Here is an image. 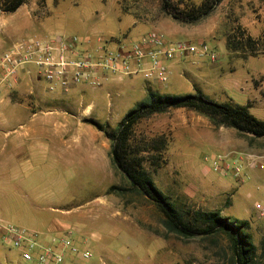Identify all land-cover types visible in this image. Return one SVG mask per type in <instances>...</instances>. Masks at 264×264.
Here are the masks:
<instances>
[{
    "label": "rangeland",
    "instance_id": "rangeland-1",
    "mask_svg": "<svg viewBox=\"0 0 264 264\" xmlns=\"http://www.w3.org/2000/svg\"><path fill=\"white\" fill-rule=\"evenodd\" d=\"M172 2L184 9L201 0ZM151 29L169 34L173 40L205 42L217 60L186 57L175 74L171 75L170 69L171 78L164 84L146 83L145 90L177 95L199 91L213 101L246 105L252 115L264 120V74H260L264 72V0H222L211 14L194 23L174 21L161 10L160 0H26L13 13L0 12V54L14 42L30 37H75L81 48L93 49L99 38L124 41ZM247 37L254 42L249 49L244 45L239 50L228 47L229 39L245 43ZM85 85V93L56 103L61 108L71 106L66 114L78 116L91 126L90 158L87 144L81 149L69 146L68 163L60 157L58 174L36 175L43 186L40 192L52 186L61 216L69 217L71 225L66 222L70 227L63 230L69 232L61 235L78 250L90 253L83 259L64 248V264H235L224 231L192 238L170 232L156 204L132 188L112 165L105 132H113L122 117L141 102L137 94L102 84L92 96V87ZM9 101L31 103L32 98L28 92L12 95L10 100L0 95V123L8 119L4 103ZM8 127L0 124V220L26 227L29 224L14 221L5 209L6 191L1 179L10 150L4 136ZM130 141L127 155L188 219L200 212L216 211L230 221H246L244 233L254 245L249 264H264V214L257 215L254 206L264 205V169L246 163L248 158L264 156V137L215 126L206 117L179 108L139 120ZM84 149L86 153L81 154ZM217 154L241 157V175L214 172L209 159ZM0 264L27 263L16 249L0 246Z\"/></svg>",
    "mask_w": 264,
    "mask_h": 264
},
{
    "label": "built area",
    "instance_id": "built-area-1",
    "mask_svg": "<svg viewBox=\"0 0 264 264\" xmlns=\"http://www.w3.org/2000/svg\"><path fill=\"white\" fill-rule=\"evenodd\" d=\"M77 42L75 37L64 40L58 36L50 40L30 37L14 42L0 54V95L18 84L22 74L31 72L42 78L47 91L66 93L79 84L97 89L106 74L114 78L140 75L148 83L164 84L170 76L168 63L171 61L196 55L205 56L211 62L217 60L207 43L173 40L157 29L135 39L120 40L113 48L101 45L97 48L98 54L81 48ZM256 158H248L247 165L264 169V156ZM240 159L217 154L210 157L209 166L219 174L238 177L243 172ZM254 206L257 215L264 214L262 203ZM0 246L16 249L27 264H64L63 249L67 247L83 259L90 257L87 250H78L65 235L42 244L25 228L2 220Z\"/></svg>",
    "mask_w": 264,
    "mask_h": 264
},
{
    "label": "crops",
    "instance_id": "crops-1",
    "mask_svg": "<svg viewBox=\"0 0 264 264\" xmlns=\"http://www.w3.org/2000/svg\"><path fill=\"white\" fill-rule=\"evenodd\" d=\"M141 35L138 34L135 38ZM167 36L170 39L173 37L169 34ZM118 41L120 40L118 39ZM118 41H110L109 39L108 42L99 38V44L95 48H85V50L98 54L97 48L101 45L113 48ZM183 61L184 58L168 63L171 65V75L175 74L177 66L181 65ZM260 74L262 75L264 72ZM103 80V86L106 88L124 87L126 91L137 94L139 97L137 101L146 98L147 93L144 86L148 81L140 75L114 78L106 74ZM85 87V84L77 85L73 87L70 93H63L59 90L49 92L46 90L42 78L35 72H31L30 74H22L19 83L3 93L8 100L12 95L22 96L26 92L31 94L32 98L31 103L10 101L4 103L8 119L0 124L9 126L4 130V136L6 146H10L9 152L5 155L7 166L4 168V176L1 179L6 191L5 209L14 221L29 224V226L20 227L36 235L39 243L42 244H47L51 239L61 237L63 230L70 227L71 224L68 215L61 216L58 205L54 203L52 186L47 185L46 190L44 189L45 192H40L43 191V186L41 179L36 175L41 173L58 174L60 157L64 159L63 163H68L66 160L69 157V146L81 149L82 145L85 147L87 144L88 157L90 158L92 154L93 135L91 126L80 120L78 116H68L72 114H66V109L71 108V106L66 105L61 108L56 103L58 99L71 101L70 95L85 93ZM98 91L93 89L92 96L97 95ZM86 106L91 107V105ZM61 146L63 147L62 150ZM80 153L85 154L86 150L84 149V152L81 151ZM77 219L80 221V218ZM66 222L70 225L65 224ZM9 223L14 224L11 220ZM44 227L46 230H43Z\"/></svg>",
    "mask_w": 264,
    "mask_h": 264
},
{
    "label": "trees",
    "instance_id": "trees-1",
    "mask_svg": "<svg viewBox=\"0 0 264 264\" xmlns=\"http://www.w3.org/2000/svg\"><path fill=\"white\" fill-rule=\"evenodd\" d=\"M25 1L0 0V12L13 13ZM221 2L222 0H201L198 5L179 9L172 0H160V8L178 23H194L211 14ZM231 40L228 41V47L233 50H239L242 45L244 48L254 45L250 37L245 39V43L241 42L242 44L239 43L240 41ZM146 93V98L122 117L113 132H105L110 141L109 157L112 165L127 178L132 188L156 204L164 216L163 223L170 232L183 238H192L211 235L217 230H222L228 236L235 264H249L254 245L250 235L244 233L246 221L236 219L230 221L228 217H221L216 211L200 212L194 219H188L157 190L137 161L127 155V149L131 146L132 129L139 120L170 109L192 110L206 117L215 126L233 128L240 133L257 138L264 137V120L252 115L246 105L213 101L199 91L177 95L162 94L147 88Z\"/></svg>",
    "mask_w": 264,
    "mask_h": 264
}]
</instances>
